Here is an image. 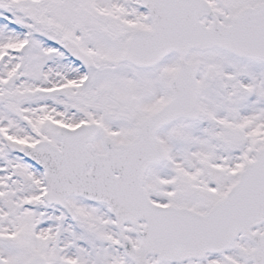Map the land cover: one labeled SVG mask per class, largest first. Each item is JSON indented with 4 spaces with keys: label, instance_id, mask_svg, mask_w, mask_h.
<instances>
[{
    "label": "snow or ice",
    "instance_id": "snow-or-ice-1",
    "mask_svg": "<svg viewBox=\"0 0 264 264\" xmlns=\"http://www.w3.org/2000/svg\"><path fill=\"white\" fill-rule=\"evenodd\" d=\"M0 264H264V0H0Z\"/></svg>",
    "mask_w": 264,
    "mask_h": 264
}]
</instances>
